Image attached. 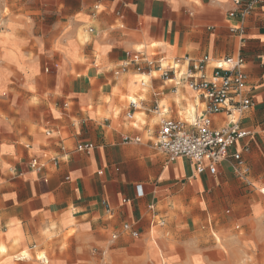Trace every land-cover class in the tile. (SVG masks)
Returning a JSON list of instances; mask_svg holds the SVG:
<instances>
[{
  "label": "crops",
  "instance_id": "crops-1",
  "mask_svg": "<svg viewBox=\"0 0 264 264\" xmlns=\"http://www.w3.org/2000/svg\"><path fill=\"white\" fill-rule=\"evenodd\" d=\"M37 1L46 25H9L1 44L0 264H264V138L238 143L214 176L154 146L163 118L190 125L205 109L182 81L187 58L211 72L242 56L253 107L239 122L264 127V0L244 24L233 0H114L98 14L89 0ZM127 53L179 61L180 74L115 76ZM246 146L240 184L232 155ZM243 186L253 193L227 216Z\"/></svg>",
  "mask_w": 264,
  "mask_h": 264
},
{
  "label": "built area",
  "instance_id": "built-area-1",
  "mask_svg": "<svg viewBox=\"0 0 264 264\" xmlns=\"http://www.w3.org/2000/svg\"><path fill=\"white\" fill-rule=\"evenodd\" d=\"M114 0H89L93 13L98 14L106 10V7ZM234 9L230 12L231 18L238 19L244 24L246 20L263 5L262 0H233ZM118 15H121L118 13ZM89 32H93L89 29ZM233 32L243 34L244 28H234ZM186 70L182 74L184 85L195 92L204 104L202 114L192 124L163 118L154 142L155 148L165 154L169 161L184 158L192 161L198 175L209 173L214 176L217 173V166L229 159L230 150L238 143L260 135L264 138V127L259 131L244 129L240 125V118L249 112L253 107V101L246 95L247 81L244 71L245 60L242 56L237 58H226L213 66L211 72V60L204 57L200 60L185 59ZM131 67L143 76L159 74L164 81H173L180 74V62L165 64L163 59L147 58L143 54L133 55L127 53V59L116 70L115 76H120L129 71ZM145 86V82H142ZM136 108V103L131 104ZM225 114L231 118V123L225 128H215L212 117ZM130 117V115H129ZM131 139L124 138L128 143ZM135 142L140 139L134 138ZM93 146L89 143L81 144L79 152L90 153ZM250 148L244 147L242 152L232 155L236 163L237 174L241 178L249 173L244 153H249ZM31 170L41 173L45 164L37 158L29 162ZM261 194L264 196V190ZM127 201H125L126 203ZM153 208V207H150ZM122 231L130 238H138L139 233L130 224H125ZM113 239H117L114 235Z\"/></svg>",
  "mask_w": 264,
  "mask_h": 264
},
{
  "label": "rangeland",
  "instance_id": "rangeland-1",
  "mask_svg": "<svg viewBox=\"0 0 264 264\" xmlns=\"http://www.w3.org/2000/svg\"><path fill=\"white\" fill-rule=\"evenodd\" d=\"M42 5L37 0H0V52L3 50L1 44L3 43V37L5 34V31L9 25H17L21 24H32V21L35 19L36 21H41L46 25V19L48 16L46 15H33L32 11L33 9H40ZM33 19V20H32ZM44 19V20H42ZM45 29V28H44ZM46 31V30H45ZM21 36V34H19ZM5 68L2 65V62L0 60V72H4ZM1 96V95H0ZM6 96H1V98H5ZM247 175L244 176L243 179H245ZM240 176H236L235 180L239 181L240 184L243 180L240 179ZM244 186L233 190L230 194V199L232 200L230 202V213L227 214V216H232L234 214L233 208H235V211H238V206L234 207L236 205V202L240 199H244V197L250 193H253L252 191L248 190L245 192ZM260 189V188H259ZM259 189L257 190V195L260 194ZM263 198V197H262ZM241 262L245 263H251V264H258V262L255 260L254 256H245ZM264 263V260L261 261Z\"/></svg>",
  "mask_w": 264,
  "mask_h": 264
}]
</instances>
